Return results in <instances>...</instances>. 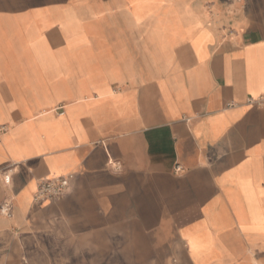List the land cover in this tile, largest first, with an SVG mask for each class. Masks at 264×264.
Returning a JSON list of instances; mask_svg holds the SVG:
<instances>
[{
	"label": "crops",
	"instance_id": "0c3cea01",
	"mask_svg": "<svg viewBox=\"0 0 264 264\" xmlns=\"http://www.w3.org/2000/svg\"><path fill=\"white\" fill-rule=\"evenodd\" d=\"M240 1L0 0V264H264V0Z\"/></svg>",
	"mask_w": 264,
	"mask_h": 264
},
{
	"label": "built area",
	"instance_id": "2783aa9c",
	"mask_svg": "<svg viewBox=\"0 0 264 264\" xmlns=\"http://www.w3.org/2000/svg\"><path fill=\"white\" fill-rule=\"evenodd\" d=\"M72 178L73 175H67L65 177L42 181L34 194L33 201H55L61 198L66 193ZM1 213L9 216L10 203L8 201L2 204Z\"/></svg>",
	"mask_w": 264,
	"mask_h": 264
},
{
	"label": "rangeland",
	"instance_id": "374dc122",
	"mask_svg": "<svg viewBox=\"0 0 264 264\" xmlns=\"http://www.w3.org/2000/svg\"><path fill=\"white\" fill-rule=\"evenodd\" d=\"M230 4H231V11H233V9H237L238 5H241V1L239 2V0H229ZM49 251H52L54 254L56 253H62L63 251H67L65 250V248L63 249V245L60 242H56L53 241L52 243L50 242L48 244ZM91 252H89L88 250H86V254L87 256H93V255H99L100 253L94 251V250H90ZM68 252V251H67ZM88 252V253H87ZM53 264H142L141 260H131L129 259V261L127 260H122V259H75V260H70V261H64V260H54Z\"/></svg>",
	"mask_w": 264,
	"mask_h": 264
}]
</instances>
